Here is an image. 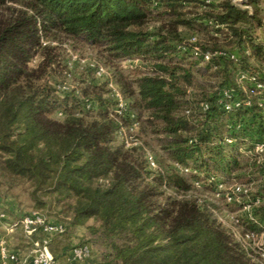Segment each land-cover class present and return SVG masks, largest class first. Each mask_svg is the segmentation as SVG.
<instances>
[{
  "label": "trees",
  "instance_id": "1",
  "mask_svg": "<svg viewBox=\"0 0 264 264\" xmlns=\"http://www.w3.org/2000/svg\"><path fill=\"white\" fill-rule=\"evenodd\" d=\"M231 1L0 0V177L27 182L38 208L61 204L68 227L93 219L87 228L102 251L93 264H264L254 246L236 240L218 220L210 202L191 193L197 173L210 190L257 182L248 193L261 201L237 220L244 234L264 233V158L255 150L264 141V63L248 64L249 58L264 61L257 40L264 33V0H248L251 12ZM180 29L211 52L200 63L218 78L210 87L195 84L199 63L177 47ZM60 35L100 48L111 63L140 68L117 80L133 116L115 112L103 85L83 87L81 98L74 91L60 98L42 80L56 59L45 38ZM41 50L42 60L30 67ZM240 72L261 86L239 83ZM83 99L94 109H83ZM235 99L240 105L226 110L224 102ZM57 110L65 116L55 118ZM134 122L161 135L172 161L150 179L143 151L116 140ZM244 203L229 204L242 209ZM51 243L55 264L59 258L67 264V253L81 245L57 254Z\"/></svg>",
  "mask_w": 264,
  "mask_h": 264
},
{
  "label": "rangeland",
  "instance_id": "2",
  "mask_svg": "<svg viewBox=\"0 0 264 264\" xmlns=\"http://www.w3.org/2000/svg\"><path fill=\"white\" fill-rule=\"evenodd\" d=\"M157 23H151L149 30L153 31ZM180 33L183 39L187 38L189 34L180 29ZM260 35V34H259ZM46 42L52 46V53L55 56V60L50 64L47 73L43 76L42 80H46L47 83L52 84L57 89L56 94L62 98L65 92L74 91L77 96L82 97L81 89L85 86H99L103 85L104 89L108 90V86L103 81L102 77H98L95 73V68L97 66H102L112 81L117 84L121 90L119 74L124 76H136L139 72L138 67L132 65V63L122 60L112 62L105 58L106 53H103L100 48L92 47L85 41H81L78 38H45ZM43 58L42 50L39 51L33 59L29 62L30 67H36L38 63ZM260 63L264 61L249 58L248 64L254 67H261ZM131 64V65H130ZM194 82L195 84H201L206 87H210L212 84L217 82V77L211 76L209 72L205 69L203 64H199L195 67L194 72ZM58 85L66 86L64 91L58 89ZM194 89V87H193ZM195 91V90H194ZM193 91V92H194ZM108 93V92H107ZM198 94V93H197ZM196 94L195 98H198ZM86 99L82 100V108L85 110L94 109L95 103L91 102V107H85ZM129 100V99H127ZM54 117L61 119L65 116L63 110H57L54 112ZM135 123V124H134ZM130 125H125L121 128L116 136V140L122 143L121 139L131 136L134 140L138 142L139 150L146 153L152 154L155 158L158 168L155 171H163L172 166V161L168 154V151L160 146L161 140L159 133H154L151 131V127H143L141 123L134 122ZM135 126V127H134ZM141 126V127H140ZM134 127V128H133ZM155 171L148 170L146 175L147 178L155 174ZM195 172V171H193ZM198 179L194 180V185L197 190L192 191V196L200 200H207L210 202V206L217 216L218 220L224 224L236 240L242 242L244 245H249L247 241L243 239V227L238 223L237 218L243 215V209L235 206L234 204H229L234 199H238L239 202L244 199L243 195H232L234 199L229 200L228 196L231 195V185H217L214 190L201 187L203 183V174L197 173ZM246 178H240V181H245ZM239 181V180H238ZM209 182V180H207ZM256 185H245L248 191L257 189ZM164 187V186H163ZM168 194H172L171 189H166ZM243 194V193H242ZM264 195V193H263ZM179 196V195H178ZM243 198V199H242ZM264 200V196L262 201ZM0 209L6 212L12 218H18V216L24 215L29 212L37 211L46 216L50 221L62 222L66 226V231L63 234L54 235L51 237V249L55 253H60L62 249L67 248L69 250L77 244L87 243L92 248V264L100 261L102 256V251L98 243L95 242V236L90 233L87 226L90 224H96L93 219H88L84 225L68 227V212L61 204L49 207H36L34 202L30 197V187L27 182L21 179H10L8 177H0ZM18 234H20L23 240H27L24 237L21 229H17ZM264 239V233H259L254 241L250 243L253 244L262 243ZM27 242H29L27 240ZM25 245L30 247L29 244ZM76 247V246H75ZM30 249V248H29ZM255 249V247L253 248ZM56 264H66L63 258H59Z\"/></svg>",
  "mask_w": 264,
  "mask_h": 264
},
{
  "label": "built area",
  "instance_id": "3",
  "mask_svg": "<svg viewBox=\"0 0 264 264\" xmlns=\"http://www.w3.org/2000/svg\"><path fill=\"white\" fill-rule=\"evenodd\" d=\"M258 41L264 44V33H259ZM177 47L182 51H187L188 54L197 61V63L206 62L211 57V52L204 51L200 44L199 39L195 35H189L187 38L183 39L181 43H177ZM219 54H226L232 59H236L237 56L234 51L224 52L219 51ZM95 73L98 77H102L103 81L108 86L109 95L115 101L114 110L118 114H127L128 116H133L130 109L128 108V100L123 96L117 84H115L109 75L106 73L102 66H97L95 68ZM237 81L241 84L245 82H255V76L247 73H238ZM255 84V83H254ZM255 86L260 87L261 85L255 84ZM60 91H64L66 86L58 85L57 86ZM223 96H229L227 90H223ZM222 103V101H219ZM246 105L250 104L249 100L244 101ZM241 101L235 99L232 101H225L223 106L226 110H229L232 107L239 106ZM91 102L89 100H85V107L90 108ZM201 109L204 111L208 109V104L206 102L201 103ZM189 110H186L188 113ZM135 124V123H134ZM135 127V126H134ZM133 127V128H134ZM122 144L126 148L136 147L138 148V142L134 140L131 136L123 137L121 139ZM191 142V140L189 141ZM255 150L261 154V157L264 158V141L258 145H256ZM147 160V169L150 171H155L158 168V164L153 157L152 154L146 153ZM181 172H188L189 169L184 166L177 167ZM212 179H209V181ZM218 185H223L218 183ZM231 195L228 196L229 200L234 199L232 195H240L242 194L244 197V204L242 205V209L244 212H249L251 206L253 204H257L261 201V199L256 198L253 202L250 199L247 188L242 184H232L231 185ZM239 202L238 199H234ZM242 202V200H241ZM0 221L3 227L8 232H13L16 229H21L24 234V237L30 241L32 244V253L26 260H21V258L15 252L9 250L4 239H0V264H55L53 255L49 248L50 239L53 235L61 234L65 230V224L57 221H50L46 218L45 215L33 211L26 213L24 215L18 216V218L10 219L8 215L4 211H0ZM257 237L256 234L252 232H246L243 236V239L247 241L249 244L254 241V238ZM262 243L253 244V246L260 252L261 257L264 258V250L261 247ZM92 248L89 244L84 243L79 246L72 248L67 255L65 256V260L67 264H92Z\"/></svg>",
  "mask_w": 264,
  "mask_h": 264
},
{
  "label": "crops",
  "instance_id": "4",
  "mask_svg": "<svg viewBox=\"0 0 264 264\" xmlns=\"http://www.w3.org/2000/svg\"><path fill=\"white\" fill-rule=\"evenodd\" d=\"M1 211V209H0ZM18 230H14L13 232H8L0 221V239H4L9 250L18 254L21 260H26L32 253V244L27 242V240H23L22 236L18 234ZM26 244H29L30 247H27ZM30 248V249H29Z\"/></svg>",
  "mask_w": 264,
  "mask_h": 264
},
{
  "label": "water",
  "instance_id": "5",
  "mask_svg": "<svg viewBox=\"0 0 264 264\" xmlns=\"http://www.w3.org/2000/svg\"><path fill=\"white\" fill-rule=\"evenodd\" d=\"M231 4L241 10H248L251 12V8L248 5V0H232Z\"/></svg>",
  "mask_w": 264,
  "mask_h": 264
}]
</instances>
